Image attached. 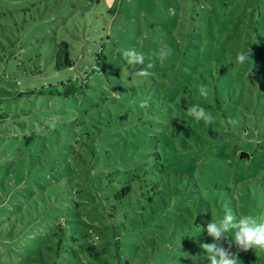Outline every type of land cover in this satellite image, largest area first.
I'll return each instance as SVG.
<instances>
[{"label": "rangeland", "instance_id": "374dc122", "mask_svg": "<svg viewBox=\"0 0 264 264\" xmlns=\"http://www.w3.org/2000/svg\"><path fill=\"white\" fill-rule=\"evenodd\" d=\"M58 39L71 41L79 52L75 70L57 73L52 69ZM165 47L170 54L161 61L156 54ZM124 50L140 53L144 65L128 64L122 56ZM100 51L108 55V74L93 75L91 87L76 100L78 107L44 97H17L18 92L64 80L68 74L82 77L96 64L93 54ZM239 53L247 57L242 64L237 62ZM252 63L264 65V0H0V97L8 113L0 120V264H70L62 257L52 262L43 256L34 239L38 235L31 234L32 223L23 214L29 209L31 215L32 210L35 213L36 203L29 209L17 205L22 206V195L30 192L36 179H44L51 166L68 159L64 146L76 140L83 121L99 122L100 118L105 129L99 137L119 151L118 145L130 132L126 131L128 120L119 116L121 111L144 115L148 106L140 105L145 99L155 100L159 107L163 101L175 104L183 96L192 97L190 91L199 87L201 72L210 75L209 68L228 66L237 74L239 65ZM148 64L153 65L148 69L151 75L138 76L137 69ZM36 68L39 73L31 71ZM195 97L198 99L197 94ZM182 103L189 108L187 101ZM53 122L54 129L50 127ZM76 151L90 158L86 148ZM238 157L234 148H229L179 154L172 161L179 162L177 169H190L206 182L229 179L236 172L263 176L264 166L253 164L255 169H251L247 163L238 165ZM26 201L27 206L30 200ZM143 205L133 202V209L119 206L122 213L135 216L134 223L131 217L116 216L113 206L103 210L90 205V219L102 227L101 235L107 232L103 226L120 224L118 233H129L135 244H142L125 245V262L130 258L131 263H141L153 254L154 238L163 241L172 231L177 213L190 216L172 199L146 208ZM43 211L41 206L36 213ZM257 252L264 256V251ZM79 263L90 264L88 259Z\"/></svg>", "mask_w": 264, "mask_h": 264}, {"label": "trees", "instance_id": "16d2710c", "mask_svg": "<svg viewBox=\"0 0 264 264\" xmlns=\"http://www.w3.org/2000/svg\"><path fill=\"white\" fill-rule=\"evenodd\" d=\"M78 53L71 41L58 39L52 69L57 73L75 70ZM93 55L97 62L91 64V69L82 77L68 74L67 78H62L64 80L18 92L17 97L26 100L44 97L78 107L76 100L91 87L93 75L97 72L108 74V55L104 51ZM236 70L237 74L228 66H219L217 70L208 69L211 76L201 72L196 84L199 87L186 91L191 92V98L183 96L175 100V104L163 101V109L155 100L145 99L148 111L144 115L121 111L119 116L123 114L128 120L130 126L126 131L130 132L128 139L118 145L119 151L111 149L99 137L105 129L100 118L99 122L83 121L76 140L64 146L68 159L60 166H51L44 179H36L29 187L30 192L22 195L25 197L22 206L17 205L29 209L28 206L31 208L32 203H36L35 213L32 210L31 215L29 209L23 214L32 223L31 234L38 235L34 239L43 256L46 254L52 262L62 257L70 264H80L85 259L90 264H138L131 263L130 258L128 262L123 261L122 252L125 245L142 244H135L136 240L129 233H118L117 227L122 228L120 224L103 226L107 232L101 235L99 229L102 227L90 219L93 216L89 215L91 204L102 206L103 210L113 206L116 216L131 217V223L135 216L122 213L119 206L126 204L133 209L130 206L138 202L146 208L151 203L162 204L172 199L190 212V216L177 213L171 222L172 231L163 241L154 238L153 254L139 264H208L201 245L214 242L206 230L212 215L219 220L227 208L238 216L264 214V174L236 172L229 179L206 182L204 176L199 178L190 169H177L179 162L172 161L179 154L234 148L239 155L238 165L247 163L251 169H255L253 164L264 166V65H239ZM31 71L40 72L38 68ZM201 85L207 86V96L200 94ZM183 100L188 102V107L204 108L213 118L211 123L188 115ZM4 101L0 97V120L8 115L3 109ZM110 115L113 117V112ZM256 137L260 139L257 143ZM77 148H86L90 158L77 153ZM26 200H30L27 206ZM109 201L113 203L107 205ZM41 206L43 213H36ZM110 215L114 217V213ZM222 245L228 249L229 241H223ZM229 250L238 252V264H264V256L255 250L239 251L234 244Z\"/></svg>", "mask_w": 264, "mask_h": 264}, {"label": "clouds", "instance_id": "9594fccd", "mask_svg": "<svg viewBox=\"0 0 264 264\" xmlns=\"http://www.w3.org/2000/svg\"><path fill=\"white\" fill-rule=\"evenodd\" d=\"M170 51L165 47L162 48L156 55L157 58L163 61ZM124 60L132 65H144L143 56L135 50H124L122 52ZM244 53L237 55V62L243 63L246 59ZM152 64H148L137 69V75L147 77L151 75L148 69L152 68ZM200 94L207 96V86L201 85ZM141 104L140 107H145ZM187 114L194 116L197 120L203 119L204 122L211 123L212 117L206 114L204 108L198 105H192L187 109ZM52 129L55 128V122L50 124ZM207 234L213 238V243L202 244L206 260L208 264H238V252L233 253L231 249L234 244L239 251L247 252L249 250L264 251V214L259 216L242 215L238 216L232 209L227 208L225 214L219 220L212 215V220L207 224ZM229 241L228 249L222 245L223 241Z\"/></svg>", "mask_w": 264, "mask_h": 264}, {"label": "water", "instance_id": "95a60500", "mask_svg": "<svg viewBox=\"0 0 264 264\" xmlns=\"http://www.w3.org/2000/svg\"><path fill=\"white\" fill-rule=\"evenodd\" d=\"M242 156H244V153L242 154Z\"/></svg>", "mask_w": 264, "mask_h": 264}]
</instances>
